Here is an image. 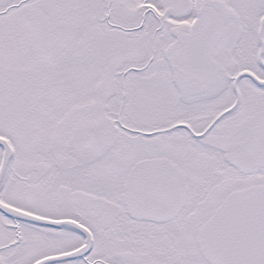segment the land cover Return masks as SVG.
Here are the masks:
<instances>
[{"label":"snow or ice","instance_id":"1","mask_svg":"<svg viewBox=\"0 0 264 264\" xmlns=\"http://www.w3.org/2000/svg\"><path fill=\"white\" fill-rule=\"evenodd\" d=\"M0 264H264V0H0Z\"/></svg>","mask_w":264,"mask_h":264}]
</instances>
